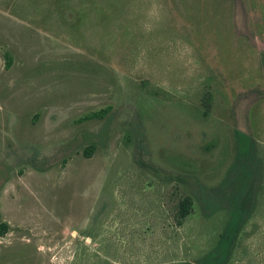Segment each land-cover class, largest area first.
<instances>
[{
    "label": "rangeland",
    "instance_id": "1",
    "mask_svg": "<svg viewBox=\"0 0 264 264\" xmlns=\"http://www.w3.org/2000/svg\"><path fill=\"white\" fill-rule=\"evenodd\" d=\"M242 190L264 264V0H0V264H203Z\"/></svg>",
    "mask_w": 264,
    "mask_h": 264
},
{
    "label": "trees",
    "instance_id": "2",
    "mask_svg": "<svg viewBox=\"0 0 264 264\" xmlns=\"http://www.w3.org/2000/svg\"><path fill=\"white\" fill-rule=\"evenodd\" d=\"M244 140H246L244 138ZM244 145V144H243ZM93 153V147L88 148L85 151L86 156H91ZM242 184V183H241ZM248 195V192L245 190L239 191L238 194L235 196V199L233 201L232 205V215L229 223L227 224V227L225 228V231L219 238V242L217 244V247L213 252L208 254L203 264H221L222 260L225 258V254H227L230 246L234 242L239 228L241 226V223L243 221V207L245 206L246 197ZM192 205V202L189 198H186L180 205V214L182 218H185L190 210V207ZM5 226V225H4ZM3 230L0 231V234L3 235L5 233V227Z\"/></svg>",
    "mask_w": 264,
    "mask_h": 264
}]
</instances>
